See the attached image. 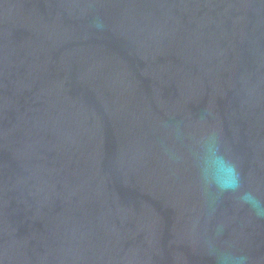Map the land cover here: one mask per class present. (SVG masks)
I'll return each instance as SVG.
<instances>
[{
	"label": "water",
	"instance_id": "95a60500",
	"mask_svg": "<svg viewBox=\"0 0 264 264\" xmlns=\"http://www.w3.org/2000/svg\"><path fill=\"white\" fill-rule=\"evenodd\" d=\"M240 174L202 177L205 143ZM264 0H0V264H264Z\"/></svg>",
	"mask_w": 264,
	"mask_h": 264
},
{
	"label": "clouds",
	"instance_id": "9594fccd",
	"mask_svg": "<svg viewBox=\"0 0 264 264\" xmlns=\"http://www.w3.org/2000/svg\"><path fill=\"white\" fill-rule=\"evenodd\" d=\"M205 159L202 166V177L206 183L211 182L221 191H235L240 187V174L234 163L219 156L215 139L210 137L205 143ZM244 203L255 210L256 215L264 217V202L252 193H244ZM219 264H232V258L227 253L218 254Z\"/></svg>",
	"mask_w": 264,
	"mask_h": 264
}]
</instances>
